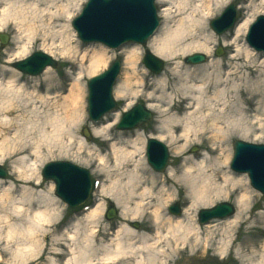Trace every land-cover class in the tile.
Wrapping results in <instances>:
<instances>
[{
  "label": "bare ground",
  "instance_id": "1",
  "mask_svg": "<svg viewBox=\"0 0 264 264\" xmlns=\"http://www.w3.org/2000/svg\"><path fill=\"white\" fill-rule=\"evenodd\" d=\"M71 1L68 5H56L53 0H0V31H5L10 25L16 32L13 38L16 47L6 62L17 69L15 64L30 56L37 41L42 43L40 50L54 58L77 54V46H71L72 33H75L71 21L83 0ZM232 1L165 0L167 3L163 11L166 21L151 39L153 52L165 60L186 59L196 52L210 54L209 45L215 42V35L209 32L208 21L216 10ZM53 5L58 7V13L53 12ZM252 5L254 10L248 12L247 19L235 26L232 42V45L236 44L237 54L230 58L231 61L245 58L244 63L229 65L225 70L224 64L217 60L204 67L184 71L178 61L174 68L155 80L159 95L154 97V92L149 94V101L154 104L149 102L148 108L154 110L168 105L164 110L166 116L176 105L186 109L183 115L168 116L160 123L159 141L170 144L190 142L193 137L198 139V135L202 134L213 145L211 153L218 152L217 155L210 156L204 152L199 158L189 156L181 160L180 166L170 165L165 174H159L147 162L144 138L140 135H110V129L120 117L116 111L113 122L92 129L93 134L103 137L109 146L106 155L101 152L97 155L100 168L97 173L106 178L99 187L102 197L94 207L81 217L72 219L62 229L57 228L63 214L57 198L36 192L41 184L39 165L58 151L60 156L70 152L76 141L75 133L80 126L84 106L81 78L85 72L83 61L86 54L82 55L81 67L66 91H63L60 81L55 89L52 88L55 79L50 67L53 66L45 67V72H42L47 95L39 94L34 88L41 78L31 80L34 89L30 90L28 83H23V77L16 72L18 69H0V162L11 154H25L19 160L20 164L14 166L19 186L10 182L8 187H4L5 182L0 179V210H5L0 215V242L5 250H13L11 264H32L42 260L48 245L45 241L49 238L51 248L45 260L47 264H173L174 252L180 245L193 256L200 250L205 252L214 248L221 257H225L234 245L233 228L240 227L242 223L252 224L251 217L245 219L244 214L257 197L251 192L247 176L233 168L234 172L229 171L232 152L228 143L233 133L248 138L255 131L247 115L250 110L244 108L239 98L240 91L245 89L248 94L259 92L261 98L264 97V60L257 63L255 50L246 47L241 55L238 47L240 37L256 15L264 14V0L260 4L251 2ZM171 8L174 9L173 15ZM62 17L66 18V24L58 27L55 23ZM175 17L174 25L169 26ZM128 53L130 58L125 63L129 70L115 85L116 96L129 95L132 99L124 110L131 107L139 96V90L134 89L133 84L143 83V78L136 71L141 50L136 47ZM107 54L106 47L93 49L87 70L91 77L106 66ZM246 70L250 73L244 76ZM242 71L238 78L240 82L235 81L236 75ZM169 73L177 78L175 87L170 85ZM252 75L260 78L255 80ZM259 103L264 110V101L261 103L260 99ZM46 107L48 109L45 110ZM257 114L264 113L258 111ZM261 120L259 118L258 122ZM11 133L13 136H9ZM33 134L36 136L33 137ZM77 143L78 153L83 154L84 149L89 153L93 151L82 138H78ZM183 148L177 145L175 153H182ZM44 150L46 154H43ZM30 159L33 160L29 163ZM42 180L46 181L43 177ZM239 186L244 191L236 200L238 210L220 222L224 223L225 229L218 234L211 229L205 235L195 213L227 199L230 187L235 191ZM172 188L184 191L186 204L179 216L164 214L166 204L176 197ZM106 198L122 208L123 223L107 242L101 240L98 243ZM136 218L149 219L145 232L136 230L139 227L137 223H132L134 228L129 225ZM259 220L264 225L263 215L259 216ZM209 224L204 225L207 230L213 227ZM104 229L107 232L108 227ZM262 247L264 260V241ZM236 252L244 264H250L246 263L249 257L241 255L239 248Z\"/></svg>",
  "mask_w": 264,
  "mask_h": 264
},
{
  "label": "rangeland",
  "instance_id": "2",
  "mask_svg": "<svg viewBox=\"0 0 264 264\" xmlns=\"http://www.w3.org/2000/svg\"><path fill=\"white\" fill-rule=\"evenodd\" d=\"M29 2L33 1V0H28ZM50 2V0H47ZM55 1L54 3H56V5H68L71 4V0H53ZM165 0H155L156 3V7H157V11H158V15H159V19H160V26L159 28L155 31L154 35H156L159 30L162 28V26L164 25L165 17H164V9L166 7V3L164 2ZM261 0H233L232 2L228 3V4H224L223 6L220 7V9L216 10L214 12L213 15H211V19L208 21V30L211 34L215 35V42L210 44V49H211V53L210 54H206L208 57L207 62H203L201 64H188L185 61V57H177L176 59H169V60H165L164 61V69L160 74H153L152 72H150L145 65L142 62V58L144 55V49L148 48L151 51H153V46L151 44V39L153 38V36L149 39L147 45L145 47H143L142 45L139 44H134V43H128V44H124L121 47L117 48V49H111L108 48L100 43H85L83 41H81L77 35L76 30L73 28L72 26V21L73 19L79 15L84 7V5L86 4L87 0H83V2L81 3V8L80 10L74 14V17L71 21V28L72 31H74L75 33H72V42H71V46H77V54H71L69 57H62L60 55H57V57H52L56 62L57 65L55 67H50L53 71V76L55 79V82L52 85V88L55 89V86H57L58 81H60L64 87L63 91H66L71 83L73 82L72 77H76L77 73L79 71L78 68L81 67V62H82V55L85 53V59L83 61V70L85 71L83 74V77L81 78V81L83 83L84 86V106H83V111L81 112L82 114V120L80 123V126L77 128V132L76 134V141L75 143H73L72 145V150L66 154H62V156L59 155V151L56 152L55 156H49L45 162L43 164H41L40 167V180H41V184L40 186L36 189L37 193H43L47 196H54L57 198L58 204L60 206L61 211H63L62 214V222L61 224L57 227L58 229H62L63 227H66L69 222L77 217H81V210L84 206H78L75 208H70L63 200H61L60 198H58L55 194V188L54 185L52 184L51 181H43L42 180V176H41V172L42 169L44 168V166L51 162V161H68L71 163H74L76 165H79L85 169H87L90 173V177L92 178V180H95L97 187L94 190V195H92V199L89 198L87 201H85V203L83 205H88L91 207H94L98 202H99V198L102 197V195L99 192V187L102 185V183H104L106 181V178H104L101 174H98V169L99 168V162L97 160V155L98 152L103 153V155L107 154L108 151V144L106 141H104L103 137H99V136H95L93 134V127L94 126H107L108 124H110L111 122L114 121V114L117 112L120 113V117L118 119V121L121 118L122 112L124 111L126 105L132 100L131 97L129 95H126L124 97H118L116 96L115 93V88L114 87V97L115 100L117 101V110L114 112H110L104 115V117L100 120L99 124H95L92 122V120L89 117V112H88V88H87V80L89 79V77H91L88 73L87 70L89 68V63H90V55L93 51V49H102V47H106L108 49V54L106 56V61L107 64L104 68L100 69L97 73H95V75L102 73L103 71L107 70L109 68V66L111 65L112 61L115 58H119L122 62V66H121V71L119 74V77L117 79V83H119L121 80H123L124 76H125V72L127 70H129L128 65L125 63L126 60L128 58H130L129 55V50L133 49V48H140L141 50V54H139V59L137 60V64H136V71L139 74V76H141V78H143V83H139L137 85L133 84L134 89L139 90V96L137 98H135V100L133 101V104L131 105V107L133 105H135L136 103H142L145 106H147L149 104V102L151 103L152 101H149L150 96L149 94L154 92V97H157L159 95V91L155 85V80L158 79L160 76H162V74L172 68L175 67L176 62H180V64L183 66L182 70H186V69H195V68H199V67H204L205 64H210L213 61H217L219 60L220 62H222L224 64V68L225 70H227L228 66H232L235 65L236 63L238 64H242L244 63V59L245 58H241L240 60H234L231 61V57L237 54V47L236 44L232 45V42L234 41L233 39L235 38V27L227 30L226 32L222 33V34H217L215 31H213L210 22L213 19L218 18L223 12L224 10L231 4H235V13H236V23L241 22V24L247 19L248 17V12H251V9L254 10L253 5L250 6L251 2H254L255 4H260ZM54 7L53 8V12L54 13H58V7H56L55 5L51 6ZM172 10V15L174 14V9L171 8ZM259 15H264V14H259ZM256 15V17L253 19L252 23L248 26L245 34H243L240 38V41L238 43V47L241 49V51H239L242 55V52L244 51V49L246 47L251 48L252 50H256L254 47H252L249 42L247 41V33L249 28L251 27V25L253 24V22L256 20V18L259 16ZM177 19V17H175L174 19H171L169 26H173L174 25V21ZM56 25H58V27L64 26L66 24V18L62 17L60 18V20H58L56 23ZM2 33H4L6 36H8V40L7 43L2 45L0 44V69H9V70H17L16 68L12 67L9 63H7V59H8V55L14 50L15 46V42H14V36L16 35V32L14 30L13 26H8L6 27L5 31H0ZM68 32V31H67ZM65 34H67L65 32ZM74 34V35H73ZM70 46V45H69ZM42 47V43L41 41H37L34 43V47L32 48L31 54L33 52L36 51H41L40 48ZM221 48L222 50V54L218 55L217 52L219 51V49ZM139 53V52H138ZM256 59H257V63H262V61L264 60V51H256ZM160 57V56H159ZM12 64V63H11ZM46 70V69H45ZM44 70V72H45ZM18 72L19 75H21L23 77V83L26 81L28 84L27 86L31 89H36V92H38L41 95H47L46 94V89H47V85L44 83L43 78H44V72L37 75V76H31V75H27L24 74L20 71H16ZM243 73L239 72L237 76V78H235L237 82H240L238 78L239 74ZM250 73V70H246L244 72V76H246L247 74ZM169 79H170V85L172 86H176L177 82V78L174 77L173 73H169L168 74ZM253 76V75H252ZM251 76V77H252ZM262 76V75H261ZM39 77L41 78L40 81L36 82V86L33 88L32 85L33 83L31 82V80L33 78ZM254 77V76H253ZM8 78V76H7ZM258 75H256L254 77L255 80H258ZM169 85V86H170ZM171 87V86H170ZM62 91V92H63ZM63 94V93H61ZM157 95V96H156ZM239 98L243 101V106L244 108H248L250 111L247 113V115L249 116V122H252L251 124L254 125V132L251 133V135H249L248 138H241L238 134H231V136L228 139V143H229V148L231 149L232 155L229 161V171H233L231 169V161H232V157H233V142L234 140L240 139V140H244L250 143H255V144H264V114L263 115H258L257 112H261L264 113V110H262V107L260 106V99H261V103L264 101V97L263 99L261 98V95L259 92H251V94H248V92L243 89L242 91H240L239 93ZM152 104H154V102H152ZM155 104L157 105L158 102H155ZM264 103H262L263 105ZM261 105V106H262ZM37 106H40V104H37ZM186 106V105H185ZM131 107H129L128 109H130ZM169 106L165 105V106H159L156 109L152 110L150 109L153 114L154 117L153 119L140 126L137 129H133V130H117L115 125L110 129V135L114 136V137H120V136H127V135H132V136H137L140 135L142 138L145 139L144 141V147H145V152H146V142L147 139L149 137H153L154 139L156 138V140L159 138L161 132L158 130V127L160 126V123L162 121H164V119L168 116H174V115H183L186 111V109H184L183 107H179L178 105H176L175 108L171 109V111L169 112V114H167L168 116L164 115V110L167 109ZM258 107V108H257ZM148 108V106H147ZM30 109V108H29ZM48 109L47 107L45 108V110ZM127 109V110H128ZM258 109V111L256 112V110ZM14 115H12L11 117H13ZM262 118L261 122H258L259 118ZM117 121V122H118ZM13 132V131H12ZM86 132L88 133V135L86 134ZM9 136H13V133L9 134ZM36 136V134H33V137ZM78 138H82L86 143L87 146H89L90 148H92L91 150H93L91 153L88 152L87 149H84L83 154H80L78 152H80L78 150V143L77 140ZM256 138H259L258 140H256ZM120 139V138H119ZM2 140V137H0V141ZM33 141V140H32ZM164 145L167 146L168 150H169V157H168V166L173 165V166H180L181 164V160L183 158L189 157V156H195V158H199V156L203 155L204 152H208L210 154V156L212 155H217V153H211L212 149H213V145L211 142L206 141L205 139V135L199 134L198 135V139H195L194 137L192 138V140H190V142L188 141H184V142H180L177 144H170L169 142H163ZM31 145V144H29ZM177 145H181L183 146V151L182 153L176 154L175 153V147ZM95 149V150H94ZM83 151V150H81ZM46 150L43 151V154H46ZM25 156L24 153H19V154H11L8 155L6 157L5 160H3L2 162H0V165L4 166L7 170H8V174L6 176V178H1L2 180H4V187H8V185L10 184V182H14L15 185L19 186V182H18V176L15 173V169L14 166L20 164L19 160H22L23 157ZM146 159H147V153H146ZM33 159H30L28 162H32ZM148 162V160H147ZM149 164V162H148ZM150 165V164H149ZM151 166V165H150ZM152 168V166H151ZM167 168L162 171V172H158V171H154L158 172L159 174H165L167 171ZM234 172V171H233ZM240 175V174H239ZM241 175L243 176H247L248 175L246 173H241ZM98 181L100 182L98 184ZM248 182H249V178H248ZM170 183V182H169ZM108 184V183H107ZM171 184H169L170 186ZM249 186L251 188V192L253 195H256V199L250 204L249 209L247 210V212L244 214L245 219H249V217H251L250 221L252 224H248V223H242V225L240 227H235L232 230V237L234 240V245L232 246V248L226 252L225 257H221L220 254H218L217 250L214 248H209L208 250L204 251H198V253H196L195 256H193L190 252L182 249L183 246H178L176 249V252H174V263L173 264H244L240 258H238L237 256V249H240V253L243 256L249 257L248 261L246 263H250V264H260L261 262H263L264 264V260L262 258V251H263V241H264V228L262 225V222L259 220V216L263 215L264 216V195L261 194L259 191H257L255 188H253L249 182ZM236 190L234 191L232 187H230V191L231 193L229 194L227 199L224 200H219L218 202H215L212 205H215L219 202L222 201H227L231 204H233L235 206L236 211L238 210V205H237V199L238 197L243 193L244 189L239 186L238 188H235ZM159 190V189H158ZM172 190L175 192L176 197L174 198V200L168 202V204H166L165 206V211L164 214H171L169 212V205H172L176 202H178L181 206V211L183 212V209L185 207L186 201L184 199V191L181 190L179 188H172ZM17 194H20L19 192H17ZM114 203V205L117 207V216L114 219H108L105 215V210H106V206L107 203ZM211 205V206H212ZM85 212V211H83ZM182 212L180 215H182ZM198 212L197 211L195 213V218L197 223L198 222ZM5 213V210H0V215H3ZM121 213H122V208L117 206L116 203L114 201H112L111 199L106 198L105 199V207L102 213V217H101V231L99 233V237H97V242L100 243L101 240L102 241H106L109 237H112L111 234L114 233V231L119 227V225L121 223H123V219L121 217ZM236 213V212H235ZM173 215V214H171ZM225 219V218H224ZM224 219H214L211 220L210 222H208L209 226H213L210 227L209 230H207L204 225H201L203 227V230L205 235L210 233V230L212 229V232L215 231L216 234L221 233V230L225 229V225L224 223L221 224L220 222H223L222 220ZM60 220V221H61ZM253 220V221H252ZM218 224H217V223ZM132 223L135 224L137 223L139 225L138 228H136V230L138 232H145V230L148 228V224H149V219H145L142 220V218H136L130 221L129 225L131 227ZM217 224V225H216ZM108 227V230L106 232V230L104 229L105 227ZM206 226V224H205ZM134 228V227H133ZM109 233V236H108ZM48 245H47V250H45L43 252V259L40 261H35L32 264H47L45 262L46 258L48 257V252L49 249L51 248V243H50V238L47 239L45 241ZM251 244H253V246H251ZM13 251V250H12ZM12 251L9 249L5 250V246L4 244H1L0 242V264H11L12 261Z\"/></svg>",
  "mask_w": 264,
  "mask_h": 264
},
{
  "label": "water",
  "instance_id": "3",
  "mask_svg": "<svg viewBox=\"0 0 264 264\" xmlns=\"http://www.w3.org/2000/svg\"><path fill=\"white\" fill-rule=\"evenodd\" d=\"M235 23V6H229L219 18L211 22L218 34H222ZM73 27L79 38L84 42H100L111 48H116L126 42L145 45L159 24L155 0H88L81 14L74 19ZM2 44H6L8 36L0 33ZM247 41L256 50L264 51V15L258 17L251 26ZM143 58L145 66L154 73L163 70V60L150 50L145 51ZM222 53L221 48L217 52ZM190 64L206 61L203 53H194L186 57ZM55 67L57 62L46 53L36 51L23 61L17 62V69L28 74H40L46 66ZM120 72V61L116 59L111 67L88 80L89 114L93 120H98L103 114L116 107L113 97V85ZM153 113L142 104L135 105L123 113L118 129H132L150 121ZM88 135V133L86 132ZM234 157L232 168L239 172H247L252 185L264 193V144H253L242 140L234 141ZM148 159L157 171H163L168 163L167 147L155 139L148 140ZM7 176V170L0 165V178ZM42 176L52 180L56 186V195L70 206L75 207L88 198L91 181L89 172L67 161H55L47 164ZM173 213H179V205L171 208ZM234 213L229 203H220L211 209L200 211V221L207 222L212 218H223ZM117 211L113 204L109 205L106 217L112 219Z\"/></svg>",
  "mask_w": 264,
  "mask_h": 264
}]
</instances>
